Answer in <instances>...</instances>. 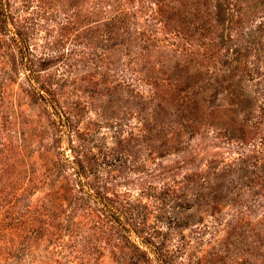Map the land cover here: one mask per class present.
Masks as SVG:
<instances>
[{
    "label": "rangeland",
    "instance_id": "obj_1",
    "mask_svg": "<svg viewBox=\"0 0 264 264\" xmlns=\"http://www.w3.org/2000/svg\"><path fill=\"white\" fill-rule=\"evenodd\" d=\"M0 4V264H264V0Z\"/></svg>",
    "mask_w": 264,
    "mask_h": 264
},
{
    "label": "trees",
    "instance_id": "obj_2",
    "mask_svg": "<svg viewBox=\"0 0 264 264\" xmlns=\"http://www.w3.org/2000/svg\"><path fill=\"white\" fill-rule=\"evenodd\" d=\"M1 10H2V7H1V4H0V15H1ZM147 242H148V240H147ZM154 247H155V249H154L155 253L159 256V257H157L158 260H160L162 264H169L171 262V253L168 252L167 254H164V252H163L161 247L155 246V245H154ZM133 250H134L135 255H137V257H138V263H136V264H140V263L145 264V263H147V261H148V253L146 251H144L143 249H141L140 246H137V245H134ZM162 252H163V254H162ZM131 259H133V258H131ZM148 263L150 264L149 261H148ZM45 264H50V262L46 261Z\"/></svg>",
    "mask_w": 264,
    "mask_h": 264
}]
</instances>
